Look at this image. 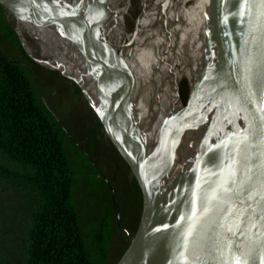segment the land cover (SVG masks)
Masks as SVG:
<instances>
[{
  "label": "water",
  "instance_id": "water-1",
  "mask_svg": "<svg viewBox=\"0 0 264 264\" xmlns=\"http://www.w3.org/2000/svg\"><path fill=\"white\" fill-rule=\"evenodd\" d=\"M239 23L247 50L246 97L241 124L230 140L212 150L202 148L189 167L185 184L197 177L193 187L179 202L171 224L160 225L164 198L161 181L155 173H143L132 154L123 146L124 133L111 94L114 61L101 36V24L95 18H80L77 8L60 0H0L1 8L10 9L18 20L41 21L53 25L63 36L83 42L82 56L90 65L98 94L97 106L73 78L54 71L69 80L94 115L103 137L128 171L138 196L137 222L132 240L124 247L122 258L112 264H174L185 254L195 251L217 254L237 244L235 236L212 233L245 205L264 195V0H228ZM51 71V70H49ZM198 80L192 97L184 108L170 114L164 132L163 149L167 154L179 136V128L189 120L201 121L226 97L227 87L218 90L220 81ZM213 93H207L209 84ZM126 135V133H125ZM126 137L134 146L132 136ZM256 225L264 233V213ZM257 235V234H256ZM239 244V245H243Z\"/></svg>",
  "mask_w": 264,
  "mask_h": 264
},
{
  "label": "rangeland",
  "instance_id": "rangeland-1",
  "mask_svg": "<svg viewBox=\"0 0 264 264\" xmlns=\"http://www.w3.org/2000/svg\"><path fill=\"white\" fill-rule=\"evenodd\" d=\"M60 1L68 7L64 0ZM135 1L136 4L142 3L145 11L154 12L165 21L172 8V0ZM116 2L120 7L119 2ZM9 12L12 20L5 9L0 7V53L24 71L38 102L48 110L59 126V136L72 171L71 202L77 213L91 262H118L123 256L124 247L133 238L132 232L137 222L138 196L135 194L132 179L122 162L115 158L112 148L103 137L94 115L78 90L69 80L54 72L65 69L63 65L67 60L62 45L54 44L43 37L45 32L39 25L40 21L33 20V25L31 21L18 20L11 10ZM104 15L108 16L106 9ZM127 19L126 17L125 22ZM36 26L43 36L38 33ZM53 29L57 37L66 41L72 49L71 66L75 69L70 68V71L83 84L81 76L94 84L90 65L78 52L83 49L82 40L60 35L54 26ZM175 29L194 62L204 67L207 57L222 63L214 32L194 13L184 10ZM111 55L114 61L111 94L130 117L135 143L144 153L154 157L161 169L167 165H176L179 155L178 139L169 154L166 155L163 149L165 125L172 111L131 66L116 55ZM180 95L184 103L186 97L183 85L180 86ZM124 118L119 120L121 127L125 124ZM143 156L154 167L153 160L147 155ZM0 161L12 166L1 153ZM157 178L162 183V191L170 178ZM6 192L7 190L0 194L1 200ZM5 206L6 202L0 204V215ZM17 216L18 214L14 217L12 214L3 216V221L7 223L5 228L0 227V264H20L21 234L17 230ZM98 231L106 237L104 258L98 246L95 247ZM221 235L232 236L224 228ZM198 246L200 244H196L190 252V264H200L205 255L206 264H215L218 258L226 257L231 248L230 245L217 254H204L195 251Z\"/></svg>",
  "mask_w": 264,
  "mask_h": 264
},
{
  "label": "bare ground",
  "instance_id": "bare-ground-1",
  "mask_svg": "<svg viewBox=\"0 0 264 264\" xmlns=\"http://www.w3.org/2000/svg\"><path fill=\"white\" fill-rule=\"evenodd\" d=\"M64 1L68 7L77 8L80 18H95L102 25L100 29L102 40L111 54L131 66L157 97L166 103L172 113L184 108L180 95L181 85L185 88L186 99L192 97L200 79L206 81L213 77L220 81L222 86L218 90L223 91L227 87L225 99L203 120H189L180 126L177 138L179 144L177 163L167 165L164 169L158 167L155 158L144 153L134 139L132 147V143L126 137L129 133L133 138L132 122L127 111L112 95L116 101L115 111L118 119L122 121L125 117V124L121 127L125 151L134 156L143 173H156L157 176L170 178L161 191L164 202L160 225L167 228L172 222L181 197L193 187L197 177H201L202 170L195 179L184 185L188 169L198 158L202 148L210 147L214 150L230 140L243 119L248 60L244 37L234 11L228 0H172V8L165 21L154 12L145 11L142 3L136 4L135 0ZM4 9L12 20L10 9L6 7ZM105 9L108 16L104 15ZM184 10L194 13L212 29L223 64L206 57L202 67L194 62L185 50L175 31ZM33 22L32 20L31 23L35 25ZM39 25L45 32L43 36L42 31L36 26L40 35L54 44L62 45L67 60L63 65L65 67L63 72L75 79L97 106L98 94L94 84L81 76L83 84L70 71V68L75 69L71 66L73 55L70 45L57 37L51 24L40 21ZM18 38L22 43L19 36ZM78 52L82 56V50ZM208 84L206 95L214 91L212 84ZM143 154L153 160L155 169ZM259 213H264V195L245 205L212 229V233L219 235L223 228L227 229L236 237L237 243L232 244L228 255L218 258L215 264H264V233L258 234L256 230V225L261 221L257 215ZM242 243H244L242 246L239 245ZM206 256L200 264H206ZM174 264H190V253L185 254Z\"/></svg>",
  "mask_w": 264,
  "mask_h": 264
},
{
  "label": "trees",
  "instance_id": "trees-1",
  "mask_svg": "<svg viewBox=\"0 0 264 264\" xmlns=\"http://www.w3.org/2000/svg\"><path fill=\"white\" fill-rule=\"evenodd\" d=\"M0 153L12 164L0 161V194L7 190L0 227L4 214H18L20 264H92L71 202L72 171L59 126L24 71L1 53ZM96 236L104 258L106 237Z\"/></svg>",
  "mask_w": 264,
  "mask_h": 264
}]
</instances>
